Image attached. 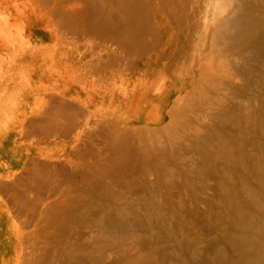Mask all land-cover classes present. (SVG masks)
<instances>
[{"label": "bare ground", "instance_id": "6f19581e", "mask_svg": "<svg viewBox=\"0 0 264 264\" xmlns=\"http://www.w3.org/2000/svg\"><path fill=\"white\" fill-rule=\"evenodd\" d=\"M11 1L0 0V14ZM28 2L30 12L21 15L29 35L54 43L7 56L4 80L32 61L35 92L10 107L6 121L0 114V264H86L87 248L98 243L87 237L92 199L113 222L126 211L139 221L144 203L151 208L163 198L169 217L162 224L169 222L176 234L179 209H194L180 201L195 202L167 168L184 145L199 155L216 149L213 163L231 169L250 173L264 166L242 153L249 138L235 136L249 135L244 121L255 116L252 100L264 92V0ZM190 109L195 115H184ZM35 137L37 146L23 144ZM215 168L213 186L235 185L237 170L225 182L222 168ZM255 175L251 181L264 187V175ZM218 196L231 225L237 223L225 247L245 251L232 264H264L262 250L248 252L245 207L233 193ZM55 238L64 241L61 258Z\"/></svg>", "mask_w": 264, "mask_h": 264}, {"label": "rangeland", "instance_id": "374dc122", "mask_svg": "<svg viewBox=\"0 0 264 264\" xmlns=\"http://www.w3.org/2000/svg\"><path fill=\"white\" fill-rule=\"evenodd\" d=\"M30 4L28 0H12L10 10L0 14V114L5 121V113L10 107H21L27 94L33 95L35 92L31 75L34 67L32 61L21 64L20 69L16 71V75L14 74L11 77V80H4L3 73L10 62L7 56L13 51L28 53L30 48L36 44L38 46L40 44L52 45L54 43L46 40L41 43L35 37L31 38L29 35L30 23L28 18L26 17V21V18L24 19L22 15L30 12L32 8ZM259 38H264V36L260 35ZM41 58L38 63L41 62ZM47 65H44V67ZM262 80L264 82V77ZM48 83L45 82V85ZM250 84L249 86L252 87L253 84ZM204 85L206 86L207 84ZM222 89L224 88L222 87ZM206 90L209 89L206 88ZM214 94H217V92ZM226 96L228 99L233 98L231 93H227ZM233 100L236 101L237 99L234 98ZM252 105V109H255L256 114L250 120L244 121L250 125L249 135L240 134L239 132L235 136L239 140H244L245 137L249 138L246 150L241 149L242 153L251 155L250 161L253 160L258 163L264 160V92L258 93L256 98L252 100ZM196 112V109H190L186 110L184 115H193ZM0 122L1 126L3 121L0 119ZM175 131H177L176 128L169 131V133H176ZM164 134L162 135L165 136ZM33 139L32 141L26 140L23 144L28 145L30 142L29 144L37 146V137ZM191 143L202 144L200 142ZM200 147L204 148L201 145ZM207 151L210 152V155H199L194 150L191 153L184 145L181 151L178 152L179 155H172L177 157V159L172 157V163L169 162L167 164V168L174 173V179L179 181L183 193L191 195L195 200V202L192 200L180 201L181 204L185 205L192 202L194 209L188 208L183 211L187 207L184 205L181 211L179 209L178 222L176 223L178 229L174 235L170 233L169 222L167 225L162 224V219L169 217L165 215L167 205L163 198L157 202L156 206L151 208L144 203L142 205L143 215L140 216L141 219L139 221L132 219V217L127 218L126 216L129 212L126 211L120 216V219L116 218L113 222L104 219V213L107 214L105 207L98 205L93 199L87 200L92 205L87 208V237L95 235L94 241L97 240L98 243L94 249L87 248L86 264H131L134 260L138 264H232L234 259L238 263L243 258L242 252L245 253V251L241 250L234 254L232 250L225 247V243L229 241L228 235L237 223L231 225L229 222L226 202L218 196L220 190H224L226 193H233L235 204L243 205L249 215V223L245 226L252 238L248 252L260 250L264 252V232L259 231V226L264 225V187L250 179L255 174H257L255 176L262 178L264 166L250 173L242 171L238 167L231 169L228 166L213 163L212 156L216 149ZM169 158L171 159V156ZM181 158L182 161L180 162ZM186 160L190 161L187 169L181 166V164L187 163ZM1 161L3 159H0ZM215 165L222 168V180L225 182L229 181L233 177L232 174L237 170V175H234L237 176L235 180L237 179L240 182L241 178L248 183L241 184V182L237 183L236 181L234 186L228 184L220 189L217 188V185L213 186ZM184 172L186 177L182 174ZM183 181V184L180 183ZM248 184L251 188L247 187ZM167 190L170 191L169 188ZM235 190L238 191L240 196H235ZM161 193L163 195V190ZM128 195L134 198L132 194L128 193ZM197 199H209V201L205 204L198 202ZM248 201L249 203L247 204L246 202ZM125 202L128 203L129 201L126 200ZM92 208L96 210L94 215L90 212ZM190 210L196 211V214L189 212ZM156 213L158 216H156ZM250 217L252 222H250ZM12 222L22 225L20 220L14 218ZM38 235L40 238L42 232H39ZM52 241L53 249L58 251L60 258L63 257L61 245L64 244V241L62 238H55ZM99 259H103L106 262L99 263ZM240 264L245 263L242 262Z\"/></svg>", "mask_w": 264, "mask_h": 264}]
</instances>
